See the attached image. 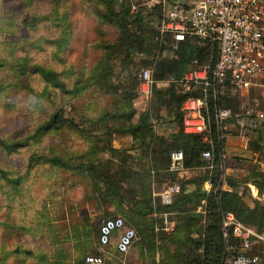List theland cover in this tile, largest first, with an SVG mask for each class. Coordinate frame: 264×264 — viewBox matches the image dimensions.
<instances>
[{
	"label": "rangeland",
	"instance_id": "obj_1",
	"mask_svg": "<svg viewBox=\"0 0 264 264\" xmlns=\"http://www.w3.org/2000/svg\"><path fill=\"white\" fill-rule=\"evenodd\" d=\"M119 1L122 0H117L116 3ZM125 1L130 14L127 25L130 31H137L139 28L138 23L131 20L136 13L155 30L157 11L153 14L146 11L142 13L141 9L132 12L128 0ZM108 5L116 7L114 2L107 0H0V54L5 56L7 61L14 53L27 54L30 62L56 71L68 87L73 88L75 84L84 83L81 90L65 93L45 83L37 73H33L18 87L9 85L0 89V137L7 140L24 137L54 109L60 110L63 116L74 121V125L51 129L30 139L22 147L10 151L0 148V168L8 175L25 176L14 189L24 195H15L10 201L11 207L14 203V213L20 212L21 206L18 202L24 200L26 215L34 219L41 200L44 199L47 204L46 212L54 222L53 229L50 234L44 232L41 236L44 239L45 235L49 234V238L43 241L38 239V244L42 243V247L47 250L58 245L69 250L75 242L74 238L69 236L67 237L70 241L66 240V233L78 235L81 247L85 236L80 231V224H86L92 232L86 240L98 252L95 242L96 225L102 218L110 215L97 217L95 214L82 213V202L86 199L87 184L89 185L87 178L46 162L34 164L26 169L28 154L34 152L59 155L73 163L91 155L88 152L92 143L101 145L106 141L110 146L118 145V148L131 146L132 136L118 132L116 127L119 128L126 122L124 116H118L121 106L125 111L131 110L132 121L136 118L132 101L137 95V76L142 68L150 69L152 77L157 81L152 86L153 93L156 92L154 95L160 98L155 104L152 94L148 105V120L151 126L157 118L168 116L165 91L173 75L156 77V61L162 56L173 57V51L167 47L162 50L155 45H143V51H136L131 46L119 45V29L106 17H102L110 12ZM7 70V67L0 66V79L10 81ZM77 80L80 82L77 83ZM261 82L264 83V77ZM221 90L222 94L226 93L224 96L229 97L224 104L230 110V115L225 121L228 137L223 139L222 151V162L230 168L223 169L222 175L225 180L230 177L237 181L236 189L242 191L248 200L246 182L251 181L248 170L251 167L264 169V130L261 120L256 118V113L264 110V101L260 97L259 86L251 88L244 99L234 94L230 88L228 91L223 88ZM253 99H256L257 103ZM257 133L262 136L260 142L254 141ZM230 146L239 147L241 150L233 151ZM104 150L107 155L103 156V151H100L97 154L98 159L107 158L113 162L124 159L123 155L111 152L109 148ZM126 158L129 156L126 155ZM202 161L204 163V160ZM203 172L206 174V170L200 168L197 170V176ZM254 175L257 174L254 172ZM161 177L158 176V180H162ZM252 177L256 180L261 178L260 175ZM2 191L10 193L13 187L0 178V202ZM49 193H52V198L45 197ZM68 203L75 205L68 207ZM260 203L264 201L261 200ZM1 206L0 203V212ZM17 206L19 212L16 210ZM72 227L76 229L72 231ZM256 232L264 236L263 233ZM135 240L124 254L110 252L105 264H139V255L134 247ZM258 240L254 250L260 256V264H264V239ZM67 241L70 246L66 245ZM72 262L71 259L68 263L73 264ZM5 264L17 263L8 260ZM19 264L31 263L27 261Z\"/></svg>",
	"mask_w": 264,
	"mask_h": 264
},
{
	"label": "trees",
	"instance_id": "obj_2",
	"mask_svg": "<svg viewBox=\"0 0 264 264\" xmlns=\"http://www.w3.org/2000/svg\"><path fill=\"white\" fill-rule=\"evenodd\" d=\"M107 1L114 2L116 7L111 6L112 4L108 5L110 12L103 14L102 17H106L108 21L119 29V35L117 37L119 45L131 46L135 48L136 51H143V45H146V47L153 45L159 46L162 50L167 47V43L170 40L169 37L163 36L160 39L154 38L155 30L147 25L136 12L131 20L138 23L139 28L137 31H130L128 29L127 25L129 23L130 14L127 11L125 0L119 1L118 4L116 3L117 0ZM172 51L174 53L173 57L162 58V56L156 61V77H163L166 74L177 77L197 64L208 62L212 65L216 57V46L214 44L190 42L188 38L180 41L177 47ZM0 66L7 67V73L10 77V81L3 80L2 78L0 79V89L6 88V86L9 85L18 87L23 80H26V78L33 73H37L45 83L50 84V86L55 87L60 92L67 93L71 90L78 91L83 88L84 84L79 83L77 85L75 84L73 88L68 87L63 80L59 78L56 71L49 67L30 62V58L27 54L14 53L9 61L6 60L5 56L0 54ZM78 82L80 81L77 80V83ZM216 88L218 90L219 103L227 107L224 102L229 100V97L224 96L226 93L222 94L221 90V88L229 90L227 81L223 84H216ZM155 93L156 92L153 93V101L157 104L156 102L159 101L160 98H156L154 95ZM165 93L167 95L166 106L168 108V119L174 127V130L167 139L154 134L148 120L149 106L148 109L146 108L138 113L134 121L131 120V110L125 111L121 106L118 116H124L126 122L119 126V128L116 127V129L120 133L131 135L132 138L137 139L141 144L148 145L152 142L153 146L151 148L150 164L154 169L155 178L161 175V167L166 166L167 153L171 149H181L184 165L190 166L203 164L200 158V152L208 148L211 152L210 160L212 167L206 169V174L197 176V179H194L196 185L192 192L180 193L168 207L159 204L158 208H169L175 210L177 214V222L170 234L159 237L160 242L157 245L161 262L159 264H223L224 240L220 230L221 214L225 211H231L237 220L264 234V203L255 202L253 206H249L243 199V192H239L236 189L237 181L232 180L230 177L226 180L224 179V187H221L220 175L223 169L222 164H220V155L223 151V143L216 138V130L213 123L214 102L210 95H208L206 100V115L210 128L209 140H203L201 134L182 131L181 111L179 107L183 95L176 92L172 84L169 85ZM62 125H74V121L71 118L63 116L60 110L54 109L24 137L13 140L0 137V148L4 151H10L22 147L26 145L30 139L36 138ZM106 148H109V150L114 153L118 151L106 141L101 145L92 143L88 152V154L91 155L88 158L76 160L73 163L59 155H44L42 153L31 152L27 156L25 166L26 169H29L34 164L46 162L51 166L54 165L63 169H68L72 174L81 175L87 178L90 184L97 182L110 187L114 180V173L102 174V163L100 164L97 161L98 152ZM120 152L123 153V151ZM142 169L143 171L139 172L138 175V179L140 180L138 183V191L140 205L143 206V209L137 210V214L132 213L133 211H127L123 214V217L134 224L135 231L139 237L138 240L135 241V249L140 256V260L138 258V263L156 264L149 258L150 255L153 256L155 242L154 232L151 227L152 219L146 216L150 206L149 184L151 175L148 172V167L142 166ZM253 169L255 170L253 171ZM248 171L251 182L254 183L260 191L261 188L264 187V169L251 167ZM254 172L257 175H254ZM259 175L261 176L259 180L253 179L252 177ZM0 178L4 179L7 184L13 187V191L10 193L5 191L1 192L0 264L8 263V260L17 264L27 261L31 264H69L68 262L71 259L73 260V264H85L83 261L85 254L97 253V251L90 246L89 241L86 240L92 233L91 228L89 229L86 224H80V231L85 236V241L83 240V242H81V247H79L78 235L76 236L72 233L68 235L66 233V240H69L67 237L69 236L71 239L74 238L73 242H75L69 247V250L71 248L70 252H68V248L62 245L47 250L45 247H42V243L38 244V239H42L43 241L50 237L49 234L52 232V224L54 223L51 220L50 214L46 212L47 204H45V200H41V204L36 211L37 214L34 219H30V216L26 215L24 200L18 202L21 208L19 212V207H16L17 212L20 213L16 214L13 211L14 203L11 207L10 201L14 199L15 195L19 196L23 194V192L20 191L15 192L14 189H16L17 185L25 176L23 174L8 175L4 169L0 168ZM205 178H208L210 181V188L207 191L200 187L202 180ZM89 186L90 185L87 184L88 188ZM92 187L91 193L93 192L98 198L103 196L100 187L98 188L94 184ZM89 193V190H87V195L83 192L86 196H88ZM45 197L52 198V193H49ZM87 198L88 197H86V199ZM201 198L204 199L203 202L200 201ZM155 202L158 203V200L155 199ZM196 206H199L200 209L196 210ZM115 215L117 214H110V216ZM70 229L73 231L76 228L73 227ZM69 230H66V232ZM190 230L196 231L197 235L193 238L190 237L188 235ZM44 232L49 234H46V237L43 239L41 236H43ZM67 243L66 245H71L68 241ZM48 244L50 245V242ZM72 249L73 252H71ZM92 249H94V251ZM144 249L147 253L146 261L143 259L144 257H142ZM65 259L68 260V262ZM107 259L106 257L105 262Z\"/></svg>",
	"mask_w": 264,
	"mask_h": 264
},
{
	"label": "built area",
	"instance_id": "obj_3",
	"mask_svg": "<svg viewBox=\"0 0 264 264\" xmlns=\"http://www.w3.org/2000/svg\"><path fill=\"white\" fill-rule=\"evenodd\" d=\"M130 11L138 9L143 13L157 11L158 19L154 37H169L168 50H173L186 38L190 42L210 43L216 46V57L212 65L208 62L197 64L181 75L169 79L176 92L183 95L181 128L183 132L201 134L203 140H209V122L206 100L208 95L214 102L213 123L216 138L222 141L227 136L225 121L230 115L228 107L219 103L216 84L227 81L230 90L241 99L248 91L260 87V97L264 101V0H128ZM139 11V10H138ZM137 95L132 101L136 114L148 109L153 94L152 86L157 81L149 68H142L137 76ZM161 82V81H160ZM257 103L256 99H253ZM167 127V126H166ZM169 131V126L167 127ZM222 164L224 155H220ZM201 164L211 168L210 149L200 152ZM181 149H171L167 153L166 169L178 172L184 169ZM152 173L153 170H150ZM223 174V172H222ZM220 175L221 187L224 176ZM207 181L209 179L207 178ZM210 182V181H209ZM179 182L166 183L157 192L160 203L171 202L172 195L179 192ZM119 229L115 241L118 254L126 253L136 239L134 228L128 225L120 215L102 218L97 225V253H87L83 257L85 264H105V254L111 234ZM223 245V264H260L259 254L254 245L264 239L252 227L237 220L231 211H225L220 219Z\"/></svg>",
	"mask_w": 264,
	"mask_h": 264
},
{
	"label": "crops",
	"instance_id": "obj_4",
	"mask_svg": "<svg viewBox=\"0 0 264 264\" xmlns=\"http://www.w3.org/2000/svg\"><path fill=\"white\" fill-rule=\"evenodd\" d=\"M163 117L157 118V121L152 126L154 134L167 139L170 136V133L174 130L173 125L169 121V116L166 115ZM256 118H259L262 123V129L264 130V111L259 110L256 113ZM169 126V131L167 127ZM228 136H226L227 138ZM132 138V137H131ZM262 140V136L257 133L254 136V141L260 142ZM132 145L128 148H118V145H111L113 148L118 150L119 155H123L124 159L120 160H114L110 161L107 160V158L104 159H98L97 161L103 166L101 173L102 174H109L114 173V180L111 186L104 185L103 183H91L88 180L90 191L87 199H84L82 202V210L83 214H95L97 217L103 216V215H110L112 213H116L117 215H120L123 217V214L125 212L133 211L132 213L137 214V210L143 209V206L140 205V197H139V189H138V175L139 172H142V166L148 167L149 174L151 175V180L149 184V211L146 213V216L152 219V231L154 232V242H155V249L153 252V256H149L150 259H152L155 263H161L160 262V256L157 245L160 242L159 237L168 235L173 230L176 222H177V214L175 210L171 209H160L158 208L159 204L162 206L170 205L180 193H189L192 192L195 188V181L194 179H197V170H200V168L204 171L207 168H204L202 165H190L184 167L182 171L178 172H171L168 171L165 167H161V179L158 180L154 177V169L151 166V148H152V142H150L148 145L141 144L137 139L132 138ZM144 145V147L142 146ZM231 147V146H230ZM122 149V150H121ZM140 149V150H139ZM233 151H240L241 149L239 147H231ZM143 150V152H142ZM103 156L107 155L106 150H102ZM124 151V153L120 152ZM126 155L129 156V158H126ZM134 155V156H133ZM242 155V154H241ZM230 168V166L223 164L222 162V169ZM150 170H153L151 173ZM172 175V177H171ZM203 173H200L199 176H203ZM168 182H179L182 186V189L174 193L171 198V202L164 205L160 203L159 197L157 192L160 191V189ZM93 184L96 185L98 188H101V194H103L102 197L98 198L96 195L91 191L93 189ZM246 184L247 192L249 194V199L247 200L244 193H243V199L244 201L249 205L253 206L255 202H260L261 200L264 201V188L262 191H259L257 186L252 183L251 181H247ZM200 187L207 191L210 188V182L207 181V178L203 179ZM224 187V185H223ZM240 192V190H238ZM85 196V194H83ZM85 197V198H86ZM155 199L158 200V203L155 202ZM201 202L204 201L203 198L200 199ZM75 205V203H68L67 206L71 207ZM196 210H199V206H196ZM68 214H66V217ZM124 218V217H123ZM125 222L132 226L135 230L134 224H132L129 220L124 218ZM98 225V224H97ZM73 228V227H72ZM119 232V229L114 230L113 234L110 237V240L105 247V250L107 253L105 254V258L109 255L110 252H116L114 242L116 240L117 233ZM136 232V231H135ZM188 235L190 237H195L197 235L196 231L190 230ZM136 240H138V235L136 233ZM6 239V238H4ZM7 240V239H6ZM135 240V241H136ZM96 242V240H95ZM132 246V245H131ZM130 246V248H131ZM98 247V246H97ZM135 247V246H134ZM107 248V249H106ZM129 248V249H130ZM99 250V248H98ZM138 253V252H137ZM139 255V253H138ZM140 257V256H139ZM143 259L145 261L147 260V253L144 249L142 253ZM140 260V258H139Z\"/></svg>",
	"mask_w": 264,
	"mask_h": 264
}]
</instances>
